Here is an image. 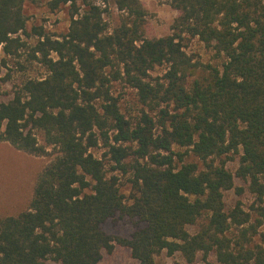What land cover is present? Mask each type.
Masks as SVG:
<instances>
[{"label": "trees", "instance_id": "trees-1", "mask_svg": "<svg viewBox=\"0 0 264 264\" xmlns=\"http://www.w3.org/2000/svg\"><path fill=\"white\" fill-rule=\"evenodd\" d=\"M95 1L49 2L51 11L69 5L68 32L60 39L38 33L32 56L47 75L23 81L0 104V142L34 156L55 151L26 210L0 218V264H99L116 245L136 264H155L164 251L185 264L199 253L203 264L210 254L217 264H264V0H170L178 15L171 34L158 39L144 36L139 0L113 1L126 16L110 31ZM23 3L0 0L5 57L25 46ZM194 38L221 63L190 81L199 66L183 49ZM4 65L0 60V71ZM163 65L164 74L151 78ZM117 82L158 110V120L143 112L131 125L111 93ZM98 147L100 158L90 152ZM189 155L201 169L185 162ZM231 156L238 158L235 175L225 167ZM106 163L111 173L129 174L128 199ZM235 177L258 204L255 224L239 203L224 211L223 193L234 189ZM117 215L135 221L128 239L102 229ZM204 215L205 225L190 235L187 227Z\"/></svg>", "mask_w": 264, "mask_h": 264}, {"label": "rangeland", "instance_id": "rangeland-1", "mask_svg": "<svg viewBox=\"0 0 264 264\" xmlns=\"http://www.w3.org/2000/svg\"><path fill=\"white\" fill-rule=\"evenodd\" d=\"M51 0H24L23 15L26 18L25 32L21 35V40L25 46L12 57H5L0 54V60H4L5 65L0 71V104L8 102L23 81L28 79L38 80L47 75L46 69L32 56V49L39 40L38 33L51 39H60L68 32L70 24V8L69 5L61 6L51 11L49 2ZM113 1L108 0L102 3L96 0L95 4L106 12L102 15V19L108 24L109 31L119 24L120 19L126 15L116 10ZM145 11L144 18V36L147 39L163 38L171 34L170 27L173 20L177 17L178 12L170 6V0H139ZM82 13L83 6L77 4ZM184 52L196 63L199 68L195 69V74L190 81L201 78L204 75V67L218 66L221 60L216 57L214 52L206 48L197 38L187 40L184 43ZM55 59V55L50 54ZM35 57L39 58V55ZM167 66L163 65L155 67L149 74L151 78L161 77L166 71ZM112 95L118 100L120 113L131 124L135 125L140 118L141 113H146L154 121L158 120V110L149 111L138 101L137 92L126 86L124 83H113L111 86ZM36 139L40 145L44 144V138L40 131H34ZM104 150L100 147L92 149L91 154L100 158ZM175 152H183L184 149L174 147ZM49 156H34L23 153L11 147L8 143L0 142V218L16 216L26 210L32 197L34 185L38 175L53 157L51 148ZM231 160H226V169L235 175L238 168L237 156H231ZM186 163H195L202 168L201 162L189 155L185 159ZM106 163V170H109ZM118 178L120 193L128 199L132 194L131 184L129 182V174L122 175L120 173H111ZM264 183V177L261 179ZM235 190H240V194H236ZM224 211L230 213L239 203V207L243 213L248 214L250 224H255L258 219L255 209L258 204L254 196L248 190V183L242 182L238 178H234V189L223 193ZM134 220L117 215L115 218L108 220L102 226L104 232L112 237L128 239L134 231ZM206 223V215H204L194 226H188L187 231L190 235L198 233L200 228ZM247 225L244 227L246 228ZM263 226L258 229V233L263 232ZM239 229L232 228L229 237L236 239ZM259 244L257 236L253 238L252 245ZM203 255L199 253L196 256L195 264H203ZM207 264H217L213 254H210L206 260ZM99 264H136L130 257L128 249L115 246L111 254L102 253V259ZM155 264H185L180 254L176 253L167 256L166 252H161L155 256Z\"/></svg>", "mask_w": 264, "mask_h": 264}]
</instances>
